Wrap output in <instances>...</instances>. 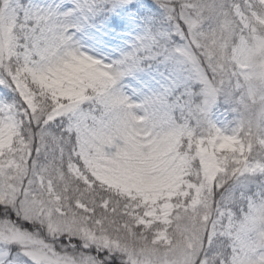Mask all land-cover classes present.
Instances as JSON below:
<instances>
[{"label":"snow or ice","instance_id":"1","mask_svg":"<svg viewBox=\"0 0 264 264\" xmlns=\"http://www.w3.org/2000/svg\"><path fill=\"white\" fill-rule=\"evenodd\" d=\"M0 264H264V0H0Z\"/></svg>","mask_w":264,"mask_h":264}]
</instances>
